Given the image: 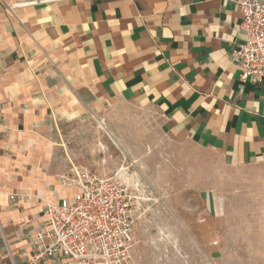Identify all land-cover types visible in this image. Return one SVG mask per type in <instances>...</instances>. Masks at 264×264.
<instances>
[{
  "label": "crops",
  "instance_id": "0c3cea01",
  "mask_svg": "<svg viewBox=\"0 0 264 264\" xmlns=\"http://www.w3.org/2000/svg\"><path fill=\"white\" fill-rule=\"evenodd\" d=\"M240 24L235 0H0V264H26L46 204L89 172L63 183L52 132L117 105L225 170H264V84L242 82L230 58ZM198 202L207 223L189 228L212 258L240 250L251 254L232 257L264 264V220L233 225L222 192L202 189Z\"/></svg>",
  "mask_w": 264,
  "mask_h": 264
},
{
  "label": "rangeland",
  "instance_id": "374dc122",
  "mask_svg": "<svg viewBox=\"0 0 264 264\" xmlns=\"http://www.w3.org/2000/svg\"><path fill=\"white\" fill-rule=\"evenodd\" d=\"M51 140L62 178L87 170L113 179L135 197L137 264L257 263L250 257H232L251 254L240 250L212 258L207 244L189 227L194 222L206 225L198 199L202 189H211L230 198L233 225L255 229L264 220V170H225L211 154L161 137L154 118L124 105L87 124L60 126Z\"/></svg>",
  "mask_w": 264,
  "mask_h": 264
},
{
  "label": "built area",
  "instance_id": "2783aa9c",
  "mask_svg": "<svg viewBox=\"0 0 264 264\" xmlns=\"http://www.w3.org/2000/svg\"><path fill=\"white\" fill-rule=\"evenodd\" d=\"M235 4L246 39L231 49V61L242 82L264 84V0H235ZM62 181L73 180L64 177ZM77 182L74 196L46 204L44 222L31 238L32 253L26 264L55 259L62 264H136L135 197L113 179L89 172Z\"/></svg>",
  "mask_w": 264,
  "mask_h": 264
}]
</instances>
